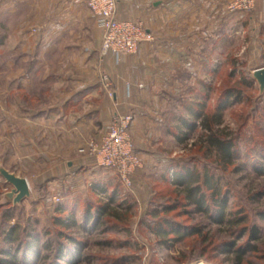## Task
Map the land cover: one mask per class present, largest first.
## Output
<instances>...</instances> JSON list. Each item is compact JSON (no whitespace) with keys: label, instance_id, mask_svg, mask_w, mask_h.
<instances>
[{"label":"rangeland","instance_id":"374dc122","mask_svg":"<svg viewBox=\"0 0 264 264\" xmlns=\"http://www.w3.org/2000/svg\"><path fill=\"white\" fill-rule=\"evenodd\" d=\"M235 15H238V19L234 18L233 27H236L237 21L238 25H243L229 30L230 34L218 56V61H222V64L214 74L200 76L213 88L209 93L207 108L213 107L214 100L223 88H235L241 92V101L221 112L220 128L237 136L238 153L231 163L223 165L215 160L213 153L210 156L205 153V146L199 144V128L190 132L181 128L180 132L186 134L183 140L173 133L163 131L158 143L153 146L162 159L160 164L155 162V168L139 171L137 174L134 172L129 189L120 184L112 170H103L102 179L90 181L89 186L84 187L88 190L84 195L79 192L83 187L72 191L73 187L62 189L64 186L59 187L55 182L46 183V178H50L53 173L47 170V165L41 161L27 162L22 155L9 152L13 148L9 144V131L14 128V135L21 137L24 124H11L0 116V168L29 182V195L13 203L15 195L9 196L13 186L0 175V258H4L2 252L7 250L17 254V258L13 259L15 263L11 264H54L56 247L60 242H67L65 236H71L81 244L79 259L75 264H233V256L219 253L218 249L220 242L234 238L229 236L228 227L211 223L205 215L194 212L192 206L186 205L180 188L174 187L170 179L168 182L160 178L161 173L165 172L172 178L176 164L194 166L197 169L207 166L219 178L221 193L228 191L226 210L245 208L247 219L239 227L255 223L264 233V219L257 216L258 212L264 211V196L257 201L252 198L256 192L262 191L264 194V173L259 175L254 170L260 163L264 166V89L260 91L252 76L254 69L264 68V3H255L250 12ZM35 55L32 53L23 60L21 51L13 49L7 42L0 46V115L2 112L7 116L10 109H13L9 106L11 100H25L34 108L40 102L54 99V90L46 91V87L54 84L53 73L41 65L34 70L31 87L17 92L8 88L12 79L20 72L31 69L32 58L38 56ZM42 61L53 69L60 62L55 53ZM63 61L67 66L72 60ZM234 61L236 64H233ZM97 67L98 58L94 73L103 87ZM102 69L104 70L103 65ZM242 79L245 80L244 83ZM199 90L201 93L205 91L202 88ZM177 95L180 96L179 93ZM195 95L196 90L184 92L188 103L198 97ZM175 104L177 112L169 113L173 116L168 114L167 119L171 129L179 130L182 126L177 119L180 115L187 116V113L182 105ZM90 139L93 138L86 141ZM18 140L23 141L21 138ZM140 160L143 162L141 157ZM147 164L149 165L148 159ZM110 195L112 201L109 199ZM122 203L123 206H118ZM129 204H132V208L126 212L125 208ZM165 204L172 208L167 213H160L158 218L165 216L169 220L198 227L200 234L187 236L179 242L163 243V239L155 236L148 227V220L156 219L148 217L146 210L151 206ZM103 205H107L118 216V221L106 215L96 218L95 212ZM56 217L61 220L69 217L72 223L60 226L55 223ZM12 228L15 239L8 241L5 234ZM59 232L65 236L61 237ZM246 237L244 235L236 244L240 245ZM170 238L173 236L168 235L164 240ZM45 245H49V248H45ZM257 246L258 252L243 255L242 264H264V237Z\"/></svg>","mask_w":264,"mask_h":264},{"label":"crops","instance_id":"0c3cea01","mask_svg":"<svg viewBox=\"0 0 264 264\" xmlns=\"http://www.w3.org/2000/svg\"><path fill=\"white\" fill-rule=\"evenodd\" d=\"M116 1L118 18L140 21L152 40L141 42L133 54L105 56L111 99L94 73L101 31L85 0H0V46L7 42L21 51L23 60L38 55L31 69L12 79L9 90L31 87L38 65L54 76L53 86L46 87L54 90V99L34 108L25 100H11L13 109L7 116L1 112L7 122L24 124L21 137L14 135L16 129L9 131V152L47 165L53 173L46 183L73 187L72 191L83 187L79 192L84 195V187L102 179L106 169L77 150L105 131L112 110L133 116L129 133L143 160L135 173L155 168L162 159L153 146L163 131L172 133L167 118L177 110L175 102L186 100L185 91H200L206 83L200 76L214 74L222 64L218 56L229 30L243 25L237 21L233 27L239 14L225 12L226 0ZM260 1L264 3H256ZM54 53L60 62L53 69L42 59ZM64 59L72 61L65 66Z\"/></svg>","mask_w":264,"mask_h":264},{"label":"trees","instance_id":"16d2710c","mask_svg":"<svg viewBox=\"0 0 264 264\" xmlns=\"http://www.w3.org/2000/svg\"><path fill=\"white\" fill-rule=\"evenodd\" d=\"M233 64H236V62L234 61ZM244 81L245 80L242 79L243 83ZM250 83L251 82H246V84ZM202 86V89L205 90L204 93L196 90L197 95L195 96L198 97H195L194 101L191 103H188V101L186 102V100L183 99L180 100V97L177 95L176 99L180 100L187 116L180 115L177 120L182 127H180L179 130L174 128L171 132L176 135V137L183 140L186 134L185 132H180L181 128H185L187 132L199 128V144L205 146V153L209 156L213 153L216 161L227 166L231 163L234 157L237 156V136L234 135L233 132H224V130L220 128L222 123L221 112L224 108L240 102L242 97L241 92L235 88H223L214 100L213 107L207 108L209 93L213 88L208 83H205ZM193 146H195V143ZM133 151L136 154L134 144ZM254 170L257 174L262 175V173H264L263 164L260 163L259 166H255ZM171 177L172 178L169 177L168 172L161 173L160 176V178L168 182L170 179V183L174 187L180 188V191L184 194V199L187 203L186 205L192 206L194 212L205 215L211 223L226 225L228 227V231L230 232L229 236L234 238L233 240L220 242V245L218 246L219 253H228L233 256V264H242L243 255L246 253L254 254L259 251L257 243L264 237L262 228L255 223L250 224L249 226L239 227V225L243 224L247 219L248 214L247 212H244L245 208L241 207L235 211L226 210L228 191L221 193L219 178L215 176V173L210 171L207 166L203 165L201 169H197L194 166L190 167L184 164H176ZM112 193L114 192L112 191ZM262 196H264L262 191L256 192L252 196L253 201H257ZM111 197L112 196L110 195L109 199ZM110 201H112V198ZM123 204L124 203L118 206H123ZM131 208L132 204L127 205L125 208L126 212ZM171 208L172 206L167 204L147 208L146 213L148 217L151 216L152 219H156L148 220L149 222L147 223L155 236L160 237L163 239V243H166L167 241L179 242L187 236H198L200 234V229L198 227L187 226L169 220L165 216L158 218L160 213H167ZM86 213H88V211ZM95 214L96 218L106 215V217L109 216V218L114 221H118L119 219L114 212L109 210L107 205L101 206ZM257 216L264 219V211L258 212ZM55 221V223L64 227L65 225L72 223L69 217L62 220L61 218L56 217ZM13 232V228L6 232V240L10 241L15 239ZM59 235L61 237L65 236L61 232H59ZM168 235H172L173 238L164 240ZM244 235H247L245 241L240 245H237L236 242L244 237ZM65 237L67 242L64 244L60 242L61 244H59L54 251V259H56V263L54 264H75L79 259V250L81 248L80 241L71 236ZM45 248H49V245H45ZM2 253H4L5 256L4 258H0V264L15 263V260L13 259L17 258V254L9 253L7 250H3Z\"/></svg>","mask_w":264,"mask_h":264},{"label":"built area","instance_id":"2783aa9c","mask_svg":"<svg viewBox=\"0 0 264 264\" xmlns=\"http://www.w3.org/2000/svg\"><path fill=\"white\" fill-rule=\"evenodd\" d=\"M85 3L101 31L98 77L107 96L113 99L111 79L102 69L105 56L112 54L118 58L123 54H133L141 42L151 41L152 37L140 21L118 18L116 0H85ZM255 3L256 0H226L225 11L227 14L248 13ZM132 123V114L113 109L105 131L78 148V152L92 158L97 167L112 170L126 189L132 185L133 173L142 166L140 157L133 151L129 133Z\"/></svg>","mask_w":264,"mask_h":264},{"label":"water","instance_id":"95a60500","mask_svg":"<svg viewBox=\"0 0 264 264\" xmlns=\"http://www.w3.org/2000/svg\"><path fill=\"white\" fill-rule=\"evenodd\" d=\"M252 76L259 85V89L262 92L264 89V68H256L252 71ZM0 175L5 181L13 186L9 196L15 195L13 203L21 201L24 197L29 195V184L25 178L18 177L13 173H9L3 168H0Z\"/></svg>","mask_w":264,"mask_h":264},{"label":"bare ground","instance_id":"6f19581e","mask_svg":"<svg viewBox=\"0 0 264 264\" xmlns=\"http://www.w3.org/2000/svg\"><path fill=\"white\" fill-rule=\"evenodd\" d=\"M197 264H203V263L200 262V263H197Z\"/></svg>","mask_w":264,"mask_h":264}]
</instances>
